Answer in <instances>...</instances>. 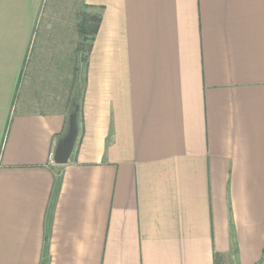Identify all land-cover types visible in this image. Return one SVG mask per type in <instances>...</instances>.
Returning a JSON list of instances; mask_svg holds the SVG:
<instances>
[{
  "label": "crops",
  "instance_id": "0c3cea01",
  "mask_svg": "<svg viewBox=\"0 0 264 264\" xmlns=\"http://www.w3.org/2000/svg\"><path fill=\"white\" fill-rule=\"evenodd\" d=\"M46 1L0 0V264H264V0H81L64 165Z\"/></svg>",
  "mask_w": 264,
  "mask_h": 264
},
{
  "label": "rangeland",
  "instance_id": "374dc122",
  "mask_svg": "<svg viewBox=\"0 0 264 264\" xmlns=\"http://www.w3.org/2000/svg\"><path fill=\"white\" fill-rule=\"evenodd\" d=\"M45 9L48 14H51L53 16H59V17L60 15H63L64 18L68 20L66 37L67 39H69L70 37L73 39V40L71 39L72 46H69V47L66 46L67 51L63 55L64 59H63V56L59 58L58 54L57 56L56 54H51L49 55V59H48V60H50L51 58H52L51 60L56 59V62H54V65L56 66V68H54V74H53L54 75L53 77V85H54L53 96L54 97L53 98L54 100L55 99L59 100L58 104L56 103L54 105L60 106V105L66 104L65 102L66 99H68L69 101L71 97H72L71 99L73 98L75 99L74 93L76 92V89L78 87H81L82 79L84 76V72H83L84 68L82 64L83 56H85L86 54V49L90 42L91 36L90 35L87 36V41H85V45H84L85 46L84 51L74 50V52H72L73 48L77 44L76 42L81 41V37L77 36L76 29H75V24L77 21H79L81 13L84 10L83 8H81V0H47L46 6L44 7V13H45ZM87 11L90 12L88 9ZM67 39H66V42H67ZM82 52L84 54H82ZM43 57L44 56L42 55V58ZM66 58H67V61H65ZM57 63L60 65L59 66L60 69H57V66H58ZM66 64H68V66ZM77 65L79 68V76L78 74H76ZM72 67H74V72L71 69ZM68 90H70L69 95H68ZM69 101L67 102L68 106H69ZM76 107L77 106H74L73 111L71 112H74L76 110ZM67 113L70 114L69 109Z\"/></svg>",
  "mask_w": 264,
  "mask_h": 264
},
{
  "label": "trees",
  "instance_id": "16d2710c",
  "mask_svg": "<svg viewBox=\"0 0 264 264\" xmlns=\"http://www.w3.org/2000/svg\"><path fill=\"white\" fill-rule=\"evenodd\" d=\"M100 22V16L97 13L84 11L81 13L80 19L76 25L78 35L81 37V41L78 42V50L84 51L85 49V41H87V36L90 35V42L86 49V54L83 56V62L84 64L87 63V56L91 49V43L93 40V36L95 35L98 26ZM82 54H84L82 52ZM75 99H71L69 101V112L73 111L74 106H77V112L79 113L80 107H81V87H78L76 89V92L74 93ZM74 104V105H73ZM227 261L224 258V256L220 254H214V264H226Z\"/></svg>",
  "mask_w": 264,
  "mask_h": 264
},
{
  "label": "water",
  "instance_id": "95a60500",
  "mask_svg": "<svg viewBox=\"0 0 264 264\" xmlns=\"http://www.w3.org/2000/svg\"><path fill=\"white\" fill-rule=\"evenodd\" d=\"M77 108L74 112L70 113L68 119V128L67 133L64 138L59 143L55 153H54V162L58 165L66 164L72 147L76 138L77 126H76V117H77Z\"/></svg>",
  "mask_w": 264,
  "mask_h": 264
},
{
  "label": "built area",
  "instance_id": "2783aa9c",
  "mask_svg": "<svg viewBox=\"0 0 264 264\" xmlns=\"http://www.w3.org/2000/svg\"><path fill=\"white\" fill-rule=\"evenodd\" d=\"M49 159L52 161L53 160V158H54V153L53 152H51L50 154H49Z\"/></svg>",
  "mask_w": 264,
  "mask_h": 264
}]
</instances>
